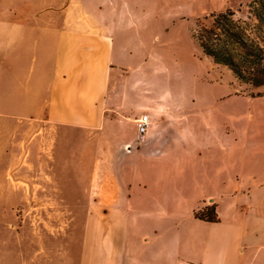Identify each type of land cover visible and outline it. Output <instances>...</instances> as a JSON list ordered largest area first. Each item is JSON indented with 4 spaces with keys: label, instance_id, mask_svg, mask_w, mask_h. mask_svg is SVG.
Wrapping results in <instances>:
<instances>
[{
    "label": "crops",
    "instance_id": "crops-1",
    "mask_svg": "<svg viewBox=\"0 0 264 264\" xmlns=\"http://www.w3.org/2000/svg\"><path fill=\"white\" fill-rule=\"evenodd\" d=\"M117 2L0 0V160L10 154L6 137L12 145L26 143L29 157L51 125L107 127L112 143V160L104 168L97 159L92 167L95 197L70 203L90 207L91 230L74 232L89 246L75 249L68 263L67 232L19 231L12 218L0 264H262L264 86L252 87L256 95L250 89L213 94L203 122H156L146 109L133 115L127 64L147 56L150 44H159L150 54L157 61L162 30L154 29L148 41L143 27L157 12L143 10L137 21ZM141 112L151 123L139 137ZM133 122L134 135L127 136ZM34 127L39 130L29 140L18 141ZM20 189L31 192L28 184L0 185V191ZM208 206L218 221L196 215ZM36 238L44 240L39 248L47 259L36 256Z\"/></svg>",
    "mask_w": 264,
    "mask_h": 264
},
{
    "label": "rangeland",
    "instance_id": "rangeland-1",
    "mask_svg": "<svg viewBox=\"0 0 264 264\" xmlns=\"http://www.w3.org/2000/svg\"><path fill=\"white\" fill-rule=\"evenodd\" d=\"M249 1L118 0L122 10L135 12L131 17L137 21L143 18V10L157 12L143 27L148 26V31L145 30L148 41L154 29L161 26L162 30L163 50L157 61L150 54H154V48L159 44H150L144 50L147 56L142 52V56L127 64L125 92L134 106L132 114L139 115V111L146 109L156 122H203L204 109L209 100L213 102V94L235 96L250 89L249 93L256 95L257 91H252V87L241 86L226 67L216 65L193 38V28L198 20L209 24L211 19L206 17L228 9L241 10L238 13L244 15ZM136 43L133 35L128 36L129 51L135 49ZM144 113L147 112L140 115ZM131 125L127 136L134 135L136 123ZM47 129L31 145L29 157L26 156V143L12 145L8 136L3 144L10 154L0 160V185L7 188L10 183L26 188L28 184L31 192L28 194L24 189L0 191V242L9 243L11 231L6 226L12 218H17L19 231L51 234L65 231L69 263L75 249L89 246V239L75 238L74 232L91 230L87 219L90 207L70 203L81 200L87 204L95 197L90 189L92 179L96 177L92 167L97 159L104 168L107 166L108 158L112 160L111 150L107 156L108 146L111 148L112 143L107 142V127L99 131L51 125ZM37 130L39 128L34 127L18 141L29 140ZM101 178L100 182L105 183L106 176ZM55 240L58 238L48 241ZM43 242L35 239V253L39 260L48 258V252L39 248Z\"/></svg>",
    "mask_w": 264,
    "mask_h": 264
},
{
    "label": "trees",
    "instance_id": "trees-1",
    "mask_svg": "<svg viewBox=\"0 0 264 264\" xmlns=\"http://www.w3.org/2000/svg\"><path fill=\"white\" fill-rule=\"evenodd\" d=\"M228 9L198 20L193 38L216 64L226 67L240 84L264 86V0H250L244 15ZM206 221H218L214 206L198 211Z\"/></svg>",
    "mask_w": 264,
    "mask_h": 264
},
{
    "label": "built area",
    "instance_id": "built-area-1",
    "mask_svg": "<svg viewBox=\"0 0 264 264\" xmlns=\"http://www.w3.org/2000/svg\"><path fill=\"white\" fill-rule=\"evenodd\" d=\"M137 123H138V135H139V137L140 136L142 137L147 132V130L150 126V123H151L150 115L149 114L141 115L137 119ZM193 264H200V263L195 262Z\"/></svg>",
    "mask_w": 264,
    "mask_h": 264
}]
</instances>
